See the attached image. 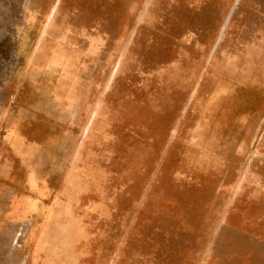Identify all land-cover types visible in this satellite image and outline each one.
Instances as JSON below:
<instances>
[{
    "label": "rangeland",
    "instance_id": "374dc122",
    "mask_svg": "<svg viewBox=\"0 0 264 264\" xmlns=\"http://www.w3.org/2000/svg\"><path fill=\"white\" fill-rule=\"evenodd\" d=\"M0 264H264V0H0Z\"/></svg>",
    "mask_w": 264,
    "mask_h": 264
}]
</instances>
